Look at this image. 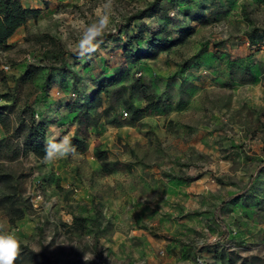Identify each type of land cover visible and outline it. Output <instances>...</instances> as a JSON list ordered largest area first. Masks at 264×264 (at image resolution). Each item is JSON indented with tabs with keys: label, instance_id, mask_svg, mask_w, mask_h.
<instances>
[{
	"label": "rangeland",
	"instance_id": "obj_1",
	"mask_svg": "<svg viewBox=\"0 0 264 264\" xmlns=\"http://www.w3.org/2000/svg\"><path fill=\"white\" fill-rule=\"evenodd\" d=\"M35 1L39 16L0 47V223L20 243L14 264H264V0H160L128 27L152 0H113L84 56L81 30L105 0ZM142 26L133 51L152 36L180 39L133 60L123 43ZM50 39L76 77L52 68L42 88L47 64H59ZM143 92L159 104L134 117L127 106L143 107ZM72 100L99 116L84 150L51 160L23 151L31 114L48 123L46 147L81 135Z\"/></svg>",
	"mask_w": 264,
	"mask_h": 264
},
{
	"label": "trees",
	"instance_id": "obj_2",
	"mask_svg": "<svg viewBox=\"0 0 264 264\" xmlns=\"http://www.w3.org/2000/svg\"><path fill=\"white\" fill-rule=\"evenodd\" d=\"M160 0H152V2L146 6L145 8L138 10L135 13H132L126 18L123 27H128L132 20L140 19L145 16H150L153 12H156L158 9V4ZM41 13V9L39 8H29L24 7L20 0H0V47L7 48L10 44L7 43V39L13 34V32L21 25L25 23L27 15L31 14L34 18H37ZM145 26L139 27L137 31H135L130 38L123 43V48L125 50L130 51V56L133 60H137L140 57H153L159 51L164 50L174 44H176L180 37L169 38L168 36H160V37H149L146 40V44L144 48H140L138 51L132 50V43L144 38L143 30ZM261 29L256 27H252L250 30L244 31V35L248 38L250 44L256 43V38H261ZM50 43L53 45L52 48L54 50L53 56L55 62H59V64H47V72L45 73L42 88H44L47 84V81L50 77V70L52 68H56L59 73H62L65 70H68L71 73L72 81H74L76 77V73L68 69L65 63V59L63 56L64 51L60 49L53 39H50ZM35 68V67H34ZM35 75V70L26 69V72L22 74L25 79H31ZM118 77L115 74L110 76H104L100 78V82L96 89L91 93L89 98L90 101L95 102V105H99L101 103L100 93H109L108 86L113 85L117 82ZM131 86H138L144 91L145 87L143 84L139 83V79L135 78L131 82ZM144 93V92H143ZM143 97L146 99V104L141 108H136L129 104L127 107L130 109L132 116H138L142 113L149 112L153 110L158 104L159 99L155 97L153 93H144ZM77 105V106H76ZM67 109L70 112L74 113V121L78 124V132L81 135H75L70 138L71 145L75 147V150L81 153L85 148V142L87 139V130L91 126H95L99 120V116L90 112L91 106L87 101H82L77 103L76 101H69L67 104ZM7 115L2 114L0 111V122L4 123ZM47 126L48 123L43 120L35 121L30 115L29 122L26 124V132L23 137V151H31L37 156H43L46 154V134H47ZM96 157L102 162V166L104 169L109 170L106 162V151L97 149L95 151Z\"/></svg>",
	"mask_w": 264,
	"mask_h": 264
},
{
	"label": "clouds",
	"instance_id": "obj_3",
	"mask_svg": "<svg viewBox=\"0 0 264 264\" xmlns=\"http://www.w3.org/2000/svg\"><path fill=\"white\" fill-rule=\"evenodd\" d=\"M113 0H105L100 6L99 15L95 22L84 24L81 30L76 51L79 55H90L97 51L99 47L98 38L102 37L111 24L113 15ZM83 23V22H82ZM75 152V147L71 145L70 138L63 137L59 144H49L46 148V160L54 157H65ZM5 225L0 223V264H14L17 259L20 243L14 233L4 230ZM90 254H84V261L90 260Z\"/></svg>",
	"mask_w": 264,
	"mask_h": 264
},
{
	"label": "crops",
	"instance_id": "obj_4",
	"mask_svg": "<svg viewBox=\"0 0 264 264\" xmlns=\"http://www.w3.org/2000/svg\"><path fill=\"white\" fill-rule=\"evenodd\" d=\"M20 1H21L22 5H23L24 7H29V8H39V9H42V8H43V6H38V3H37L35 0H33V3L31 2V0H20ZM41 12H42V10H41ZM33 18H34V17H33L31 14L27 15L26 20H25V23H26L29 19H33ZM25 23H24L23 25L19 26V27L13 32V34L7 39V43H8V44H11L13 41H15L13 37L19 32L20 28L23 27V26L25 25Z\"/></svg>",
	"mask_w": 264,
	"mask_h": 264
},
{
	"label": "built area",
	"instance_id": "obj_5",
	"mask_svg": "<svg viewBox=\"0 0 264 264\" xmlns=\"http://www.w3.org/2000/svg\"><path fill=\"white\" fill-rule=\"evenodd\" d=\"M5 67H7V66H5Z\"/></svg>",
	"mask_w": 264,
	"mask_h": 264
}]
</instances>
